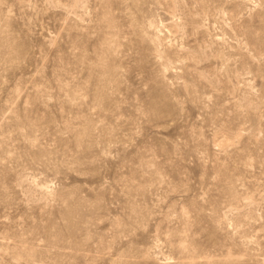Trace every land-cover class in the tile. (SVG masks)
<instances>
[{
    "label": "rangeland",
    "instance_id": "rangeland-1",
    "mask_svg": "<svg viewBox=\"0 0 264 264\" xmlns=\"http://www.w3.org/2000/svg\"><path fill=\"white\" fill-rule=\"evenodd\" d=\"M0 264H264V0H0Z\"/></svg>",
    "mask_w": 264,
    "mask_h": 264
}]
</instances>
